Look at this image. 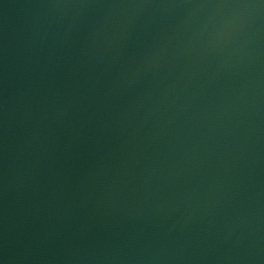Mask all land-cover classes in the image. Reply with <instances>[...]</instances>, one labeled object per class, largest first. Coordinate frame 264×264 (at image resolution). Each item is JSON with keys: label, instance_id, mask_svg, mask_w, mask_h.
I'll return each mask as SVG.
<instances>
[{"label": "water", "instance_id": "95a60500", "mask_svg": "<svg viewBox=\"0 0 264 264\" xmlns=\"http://www.w3.org/2000/svg\"><path fill=\"white\" fill-rule=\"evenodd\" d=\"M0 264H264V0H0Z\"/></svg>", "mask_w": 264, "mask_h": 264}]
</instances>
